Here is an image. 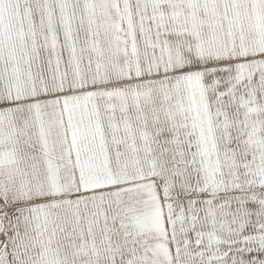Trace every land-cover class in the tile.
<instances>
[{
	"label": "snow or ice",
	"instance_id": "snow-or-ice-1",
	"mask_svg": "<svg viewBox=\"0 0 264 264\" xmlns=\"http://www.w3.org/2000/svg\"><path fill=\"white\" fill-rule=\"evenodd\" d=\"M0 264H264V0H0Z\"/></svg>",
	"mask_w": 264,
	"mask_h": 264
}]
</instances>
